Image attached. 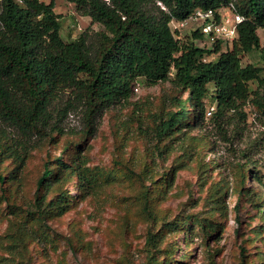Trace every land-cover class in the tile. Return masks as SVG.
Listing matches in <instances>:
<instances>
[{
    "label": "rangeland",
    "instance_id": "1",
    "mask_svg": "<svg viewBox=\"0 0 264 264\" xmlns=\"http://www.w3.org/2000/svg\"><path fill=\"white\" fill-rule=\"evenodd\" d=\"M53 1L64 42L83 32L94 38L102 30L73 4ZM198 25L188 21L180 29L181 38ZM257 33L264 47V30ZM259 56L253 50L241 63L260 65ZM65 93L52 110L58 130L31 152L21 186L11 187L4 173L8 201L0 203V264H145L150 227L158 235L161 264H264V121L250 104L244 107V122L233 116L223 129L210 119L215 107L211 99L206 100L203 120L187 105L188 126L157 140L156 116L174 110L172 102L184 100L187 93L181 95L169 82L148 86L138 78L128 100L96 116V132L89 136L84 133V109L70 108L71 97ZM58 109L63 110L59 116ZM57 158L69 164L78 160L96 171V191L76 198L71 178L63 185L77 199L71 209L40 221L27 209L44 162L54 164ZM165 178L168 183L161 187ZM142 190L151 192L153 225L141 211ZM54 197L51 192L46 202ZM21 226L32 239L25 248L15 237Z\"/></svg>",
    "mask_w": 264,
    "mask_h": 264
},
{
    "label": "trees",
    "instance_id": "2",
    "mask_svg": "<svg viewBox=\"0 0 264 264\" xmlns=\"http://www.w3.org/2000/svg\"><path fill=\"white\" fill-rule=\"evenodd\" d=\"M66 1L100 25L102 30L94 38L83 32L64 42L53 0H0V167L9 162L0 169V203L8 201L4 173L9 174L10 186L19 188L31 152L58 130L52 110L67 91L69 107L84 109V133L89 136L96 132V116L128 100L138 78L148 86L169 82L181 95L187 93L184 100L179 97L172 102L174 110H161L156 116L157 140L188 126L187 105L195 118L203 120L208 98L215 105L210 119L221 129L233 116L244 122L246 104L264 121V47L257 33L264 30V0ZM230 4L243 17L238 37L231 44L216 41L200 47L203 36L199 28L181 38L180 29L171 26L197 9L217 14ZM253 50L259 52L260 65H242V57ZM214 55L213 60H207ZM62 111L58 109L56 115ZM71 178L76 198L96 191V171L83 168L78 160L69 164L57 158L53 164L47 159L27 213L40 221L64 215L77 200L63 188ZM167 183L165 178L161 187ZM51 192L55 197L46 202ZM150 199L148 190L138 196L142 213L153 225L156 218L149 208ZM15 230L16 239L25 248L26 240H32L30 233L23 226ZM157 236L150 227L144 244L145 264H161L156 257Z\"/></svg>",
    "mask_w": 264,
    "mask_h": 264
},
{
    "label": "built area",
    "instance_id": "3",
    "mask_svg": "<svg viewBox=\"0 0 264 264\" xmlns=\"http://www.w3.org/2000/svg\"><path fill=\"white\" fill-rule=\"evenodd\" d=\"M16 1L21 2V0ZM188 21L199 23L197 28H199L203 36L200 47H209L216 41L231 44L236 40L238 37V25L243 21V17L230 4L227 8L219 10L217 14L213 10L197 9L187 19L177 23L173 21L171 25L173 29L179 30L184 28Z\"/></svg>",
    "mask_w": 264,
    "mask_h": 264
}]
</instances>
